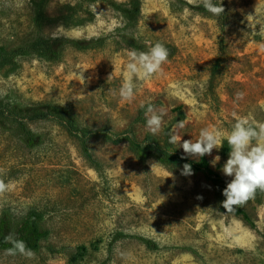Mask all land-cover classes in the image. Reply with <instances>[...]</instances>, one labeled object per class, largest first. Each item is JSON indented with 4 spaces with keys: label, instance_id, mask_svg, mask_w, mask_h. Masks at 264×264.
Returning a JSON list of instances; mask_svg holds the SVG:
<instances>
[{
    "label": "rangeland",
    "instance_id": "1",
    "mask_svg": "<svg viewBox=\"0 0 264 264\" xmlns=\"http://www.w3.org/2000/svg\"><path fill=\"white\" fill-rule=\"evenodd\" d=\"M222 6L214 16L193 0H0L1 48L32 39L40 12L48 17L44 37H96L84 48L61 44L54 61L37 54L0 68V96L21 105L50 101L82 124L137 140L195 141L205 127L230 130L237 116L264 122V0ZM156 42L169 50L162 71L138 84L133 101L120 99L127 52H146ZM141 104L164 112L155 135ZM176 106L186 118L176 117ZM228 152L225 141L205 155L211 166L220 156L213 167L221 175ZM182 172L139 160L125 141L93 136L84 154L55 121L20 127L0 116V218L13 236L32 212L46 231L37 251L0 249V264H264V191L225 211L210 180ZM119 233L149 237L156 249L116 239ZM91 242L96 250L72 258Z\"/></svg>",
    "mask_w": 264,
    "mask_h": 264
},
{
    "label": "trees",
    "instance_id": "2",
    "mask_svg": "<svg viewBox=\"0 0 264 264\" xmlns=\"http://www.w3.org/2000/svg\"><path fill=\"white\" fill-rule=\"evenodd\" d=\"M48 17L43 12L35 16L33 22L35 27V35L32 39L17 44L10 48L0 47V68L11 65L20 61V59L30 58L32 55H41L48 61H54L59 58V46L63 43H69L76 48L86 47V41L95 40L96 37L90 39L58 36L53 38L44 37L41 34L43 21ZM66 108L59 107L50 101L36 100L26 104L13 103L11 100L0 96V116L13 120L20 127H24L26 122L44 119L57 122L62 126L68 135L75 137L84 154H87V142L93 136H99L104 140L113 144H119L123 141L128 143L139 160L152 158L162 164H171L173 166L183 167L185 164L191 166L194 172H201L203 176L210 180L216 188V195L223 200L222 190L226 187L230 179L225 178L217 171V169L209 164L206 156L192 158L183 152L179 146L169 143L172 135L165 136L162 142L152 135H146L141 140H137L128 131L113 132L108 126L92 127L82 124L78 121L74 114L66 111ZM176 117L179 119L186 118L181 106L174 108ZM140 114V113H139ZM238 212L243 219L251 226H254L249 216L241 208ZM9 225L5 218H0V249L10 253H18L20 246L24 251H37L41 240L46 236V231L40 229L34 220L32 212L23 218L19 226L12 236L8 232ZM116 239L133 238L146 246L150 250L156 249L153 239L138 234L119 233ZM97 243L80 244L77 246V252L72 256L75 260L88 250H96Z\"/></svg>",
    "mask_w": 264,
    "mask_h": 264
},
{
    "label": "clouds",
    "instance_id": "3",
    "mask_svg": "<svg viewBox=\"0 0 264 264\" xmlns=\"http://www.w3.org/2000/svg\"><path fill=\"white\" fill-rule=\"evenodd\" d=\"M193 2L202 4L214 16H220L224 12L222 0ZM168 56L169 50L162 42H156L146 52L130 49L127 52L123 83L118 90L119 98L133 101L138 84L161 72ZM112 95H117V91L112 90ZM242 96L243 93H237V99ZM141 107L145 109L147 130L153 135L157 134L163 126V110H157L151 104H141ZM180 141L181 136L173 135L169 143L181 147L186 155L197 158L211 155L214 149L219 150L227 142L228 158L221 168L223 175L231 177L222 190L224 199L221 207L225 211H232L235 206L245 204L254 197L257 190L264 191V122L254 121L247 116H237L230 130L216 126L205 127L200 130L195 141ZM219 161L220 156L217 155L211 163L215 166ZM182 174H191V166L185 164ZM5 188L6 185L0 181V192ZM19 250L23 252V246Z\"/></svg>",
    "mask_w": 264,
    "mask_h": 264
}]
</instances>
